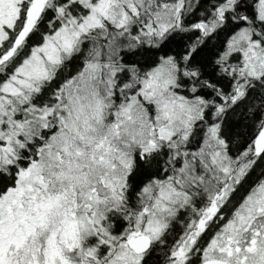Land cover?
Listing matches in <instances>:
<instances>
[{"label":"snow or ice","instance_id":"1","mask_svg":"<svg viewBox=\"0 0 264 264\" xmlns=\"http://www.w3.org/2000/svg\"><path fill=\"white\" fill-rule=\"evenodd\" d=\"M0 264H264V0H0Z\"/></svg>","mask_w":264,"mask_h":264}]
</instances>
